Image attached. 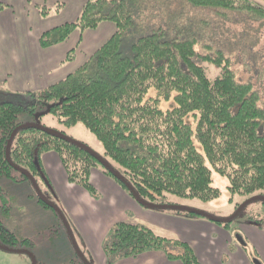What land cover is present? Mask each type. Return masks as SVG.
<instances>
[{
	"label": "trees",
	"instance_id": "1",
	"mask_svg": "<svg viewBox=\"0 0 264 264\" xmlns=\"http://www.w3.org/2000/svg\"><path fill=\"white\" fill-rule=\"evenodd\" d=\"M5 7L0 2V10ZM39 9L42 16L51 10L46 6ZM188 10L228 11L264 20V0H86L75 21L40 36V45L50 47L66 41L74 31L96 29L105 21L116 26L112 37L79 68L51 86L5 92L0 84V183L6 181L0 185V211L10 208L2 199L18 202L20 195L24 204L29 195L40 206L51 208L36 191L29 194L22 186L17 195L6 188L14 183L34 187L8 162L6 151L17 126L39 123L38 118L45 114L67 126L84 124L103 144L104 155L100 156L147 202L171 205L167 201L170 194L212 200L220 195L213 185L214 173L228 179L232 195L264 196V107L260 97L251 83L238 79L222 53L198 52V37L204 36L209 23L201 18L196 26L185 18ZM205 62L217 70L214 76ZM48 152L59 156L68 181L92 197L97 198L98 191L91 172L99 168L135 199L128 185L86 147L26 127L16 133L10 158L34 177L45 196L39 177L46 182L42 156ZM0 243L33 244L1 221ZM103 250L107 264L148 251L163 252L169 260L182 264H203L189 243L127 221H118L109 229ZM70 263L85 264L76 253ZM37 264L45 263L37 260Z\"/></svg>",
	"mask_w": 264,
	"mask_h": 264
},
{
	"label": "crops",
	"instance_id": "2",
	"mask_svg": "<svg viewBox=\"0 0 264 264\" xmlns=\"http://www.w3.org/2000/svg\"><path fill=\"white\" fill-rule=\"evenodd\" d=\"M0 2L6 4V7L0 10V82L13 78L11 91H38L64 79L79 68L116 31L113 22L105 21L96 29L82 33L74 31L66 41L42 47L40 36L64 22L75 21L86 0H0ZM60 3L63 5L54 13L53 10ZM41 6L51 9L47 16H42L39 9ZM42 163L51 177L56 193L85 240L88 250L99 264H107L103 241L109 229L118 221L137 223L138 218L146 221L156 233L154 226L162 229V234L168 238L176 235L189 243L201 262L249 264L247 253L243 254L241 249L230 252L232 234L206 218H176L172 214H157L146 210L99 168H94L91 172V182L101 195L96 199L83 187L68 181L66 170L55 152L44 154ZM128 213L133 217H137L138 214L139 217L134 218L133 222ZM243 231L256 246L264 244V234L261 231L246 225ZM115 264H182V262L171 261L160 251H148L137 257L122 259Z\"/></svg>",
	"mask_w": 264,
	"mask_h": 264
},
{
	"label": "rangeland",
	"instance_id": "3",
	"mask_svg": "<svg viewBox=\"0 0 264 264\" xmlns=\"http://www.w3.org/2000/svg\"><path fill=\"white\" fill-rule=\"evenodd\" d=\"M253 1L261 3V0ZM184 16L185 18H190L195 25L201 18L207 20L209 25L205 26L204 36L201 38L198 37V52L204 55L210 54L211 56H213L214 53L218 54L217 52L222 53L224 58L230 61V65L236 72L238 79L253 85L254 91H256L260 97V105L264 107V20L249 16L248 14L228 11H221L218 13L206 11L201 13L188 10ZM143 21L145 23L148 21L145 15L143 16ZM127 40L131 42V38ZM204 65L210 70L209 73L211 76L216 74L217 70L211 63L205 62ZM11 82H14L13 78L8 81L0 82L5 92H15L11 91ZM38 122L47 128L62 132L66 136L86 144L97 154L104 155L103 144L84 124L78 123L74 126H67L51 114H45L39 117ZM42 167L46 177V182L39 177L42 190L47 198L51 202L57 204L65 214L78 243L80 252L90 264H99L96 257L88 250L86 242L82 238L72 216L68 213L59 195L56 193L50 180L51 177L47 173L43 163ZM5 182L6 181H2L0 185ZM14 185L13 187H6L10 194L14 193L18 195V190L19 188L21 190L23 188L22 186H24L25 191H28L29 194L36 191L34 187L32 186L31 188L28 183H21L19 186L14 183ZM213 185L220 190V195L212 200L204 201L198 198H184L170 194L167 197V201L172 202L173 204L171 205L198 210L216 218H229L236 214L241 204L252 197L239 194L232 195L228 189V179L217 173L213 174ZM100 196V192L98 191V197L96 199L100 198ZM22 197L21 195L18 197V202L11 198L1 200L3 203L8 204L10 208L8 211H0V221L4 227L16 232L21 237H28L31 239L33 244L26 246L24 244H17L12 246L9 243H1V245L15 250H29L35 255L39 262L45 264H71V258L75 253L77 254V251L75 250L70 234L60 215H58V217L52 208L40 206L36 202V199L32 196L29 197V195L24 197L27 199L24 204L21 199ZM262 202L263 201L256 200L246 205L234 219L226 222L230 224L227 227L224 222L223 224L222 222L210 220L213 223L220 224V226L226 228L232 234L233 241L229 246L230 252L241 249L243 254L247 253L249 264H264V244H258L256 246L250 237L245 235L243 231V227L246 225L264 234V204ZM143 208L156 212L157 214H172L176 218H186L187 216H189V218L203 217L195 214L188 215L186 212L178 211L175 208H149L144 206ZM128 215L132 217L133 222L134 218L139 217L138 214L137 217H133L130 213H128ZM136 222L150 227V225L141 218L136 219ZM154 228L160 236L163 235L168 237L162 234V229L159 227L154 226ZM106 237L107 234L104 241ZM172 239L181 240L176 235H174ZM227 258L228 256L225 257V260H227ZM201 263L208 264L204 262ZM0 264H31V257L27 253L8 251L0 248Z\"/></svg>",
	"mask_w": 264,
	"mask_h": 264
},
{
	"label": "water",
	"instance_id": "4",
	"mask_svg": "<svg viewBox=\"0 0 264 264\" xmlns=\"http://www.w3.org/2000/svg\"><path fill=\"white\" fill-rule=\"evenodd\" d=\"M26 127H37V128H40L46 132H49L55 136H58L60 138H63L65 140H68L70 142H73V143H76L80 146H84L86 147L105 167H107L109 170H111V172L118 178V179H121L125 184H127V182H125V180L122 178V176L106 161L104 160L99 154H97L96 152H94L93 150H91L88 146H86L85 144L79 142V141H76L74 140L73 138L71 137H68L66 136L65 134L61 133V132H58V131H55L53 129H50V128H47L43 125H41L40 123H24V124H21L19 126H17L12 134H11V137H10V140L8 142V145H7V151H6V157H7V160L8 162L18 171H20L21 173L25 174L30 180L31 182L33 183L34 185V188L37 192V194L42 198V200L48 205L50 206L51 208L55 209V211L60 215V217L62 218L69 234H70V237H71V240L73 242V245L75 247V250L77 251V254L78 256L81 258V260L85 263V264H90V262H88V260L85 258V256L80 252V249H79V246H78V243L74 237V233L72 231V228L70 227V224L68 223L67 219H66V216L65 214L62 212V210L53 202H51L40 190L36 180L34 179V177L28 173L27 171L23 170L22 168L16 166L11 158H10V147L12 145V142L14 140V137L16 135V133L20 130V129H23V128H26ZM128 185V184H127ZM128 187L130 188L131 192L133 193L134 197H135V200L137 202H139L141 205L143 206H146V207H149V208H175L177 209L178 211H184V212H189L191 214H195V215H201L203 217H205L206 219H209V220H212V221H215V222H229L231 221L232 219H234L240 212L241 210L246 206L248 205L249 203L253 202V201H256V200H260V201H264V196H253L251 198H249L247 201H245L243 204H241L239 206V209L236 211V214H234L233 216L229 217V218H216V217H213V216H210L209 214L207 213H204V212H201V211H198V210H194V209H189V208H185V207H178V206H175V205H159V204H153V203H150V202H147L145 201L144 199H142L138 193L131 187L128 185ZM0 248L2 249H5V250H8V251H16V252H22V253H27L30 257H31V264H37V259L35 257V255L30 252L29 250H26V249H18V250H15V249H11V248H7V247H4L3 245H1L0 243Z\"/></svg>",
	"mask_w": 264,
	"mask_h": 264
}]
</instances>
